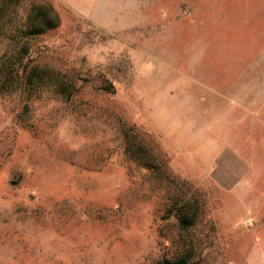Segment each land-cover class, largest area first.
<instances>
[{"label":"rangeland","instance_id":"rangeland-1","mask_svg":"<svg viewBox=\"0 0 264 264\" xmlns=\"http://www.w3.org/2000/svg\"><path fill=\"white\" fill-rule=\"evenodd\" d=\"M81 10L0 0V264H264V0Z\"/></svg>","mask_w":264,"mask_h":264},{"label":"trees","instance_id":"trees-1","mask_svg":"<svg viewBox=\"0 0 264 264\" xmlns=\"http://www.w3.org/2000/svg\"><path fill=\"white\" fill-rule=\"evenodd\" d=\"M52 12V7L48 4H46L45 9L39 6L37 10H33L30 15L32 25L30 26L29 31L33 32V34H42L46 30L53 28L54 25L52 24L54 20H57V17H50V14H54ZM183 224L184 222L181 221L182 226Z\"/></svg>","mask_w":264,"mask_h":264},{"label":"crops","instance_id":"crops-1","mask_svg":"<svg viewBox=\"0 0 264 264\" xmlns=\"http://www.w3.org/2000/svg\"><path fill=\"white\" fill-rule=\"evenodd\" d=\"M65 1L74 7L83 9L81 11H88V9L94 6L96 0H65Z\"/></svg>","mask_w":264,"mask_h":264}]
</instances>
